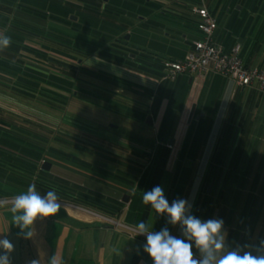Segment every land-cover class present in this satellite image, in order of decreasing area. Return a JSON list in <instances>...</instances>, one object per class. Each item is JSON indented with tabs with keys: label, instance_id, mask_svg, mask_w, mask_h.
Instances as JSON below:
<instances>
[{
	"label": "crops",
	"instance_id": "1",
	"mask_svg": "<svg viewBox=\"0 0 264 264\" xmlns=\"http://www.w3.org/2000/svg\"><path fill=\"white\" fill-rule=\"evenodd\" d=\"M75 1L0 0V35L14 37L0 50V62L11 65L7 72L0 66V109L12 115L27 111V99L18 98L32 92H18L16 81L28 70L45 80L49 75L63 79L67 64L72 72L65 77L74 83L66 115L77 119L74 129L90 134L88 140L79 137L87 151L59 143L62 152L45 153L42 166L49 163L50 169H42V181L48 189L37 190L45 195L54 189L61 208L38 218L31 238L12 224L10 204L0 206V239L14 246L11 264L33 259L48 264L53 255L61 264H153L143 251L146 235H137L136 224L144 221L154 232L167 227L183 238L180 225L168 224L166 214L143 203V193L157 185L169 204L186 199L196 217L222 219L229 248L259 245L264 240V93L213 73L166 80L161 67L162 61H182L200 39L192 12L198 0H147L159 5L158 25H138L135 35L128 30L143 46L128 50L133 56L122 64L98 56L82 59L79 53L70 57L74 43L79 47L84 40L92 47L97 42L91 35L82 39L79 23L86 9ZM204 5L217 23L214 43L225 53L239 46L244 64L264 71V0H204ZM45 33H54L57 44L41 37ZM96 72L106 76L105 86L91 82L97 78L88 73ZM0 131L11 134L2 125ZM10 141L9 157L15 148ZM167 154L155 183L154 164ZM222 176L247 177L248 185L225 186L224 180L215 189L210 179ZM193 251L198 257L194 244Z\"/></svg>",
	"mask_w": 264,
	"mask_h": 264
},
{
	"label": "trees",
	"instance_id": "2",
	"mask_svg": "<svg viewBox=\"0 0 264 264\" xmlns=\"http://www.w3.org/2000/svg\"><path fill=\"white\" fill-rule=\"evenodd\" d=\"M75 3L82 5L86 9V11L81 14L79 23L82 36L87 37L91 35L95 37L97 41L95 45L91 47L88 46V43H84V40H82L81 45L85 46V48H88L87 53H79L82 58H88L89 56L94 55L104 60H112L118 64H122L123 61L128 60L127 56L130 57V54L127 55V51L129 49L123 48V42L126 41L124 37L129 35L128 39L130 38L128 30L131 29L129 26L134 25V27L137 28L138 25L146 24L145 27L147 29L153 27L151 22L154 23V26L158 25V23L154 21V12L159 7V5L158 3H154L152 1L76 0ZM198 4L199 6L201 5L205 7L204 0H198ZM139 15L143 16V18L146 17L147 21H140V18L138 17ZM91 22H94V24L97 23L95 26H93V28H99L100 32L103 31L100 25L105 24L106 33L104 35H100V33L96 32V34L92 32L88 28L91 27L88 26ZM197 26L198 18L196 22V30L198 31ZM7 36L14 38L9 33ZM45 36L48 35L41 37L44 38ZM49 38L54 40H50V42L57 44V41L53 36L49 35ZM81 45L79 48L82 47ZM116 47L117 49H122L117 50L115 49ZM163 62L164 61L161 62V67L164 71ZM0 63V66H4V69H7L5 70L6 72L11 68V65L6 62L5 65L2 61ZM64 70L66 72L65 76L69 74L68 71L72 72L71 69L69 70L67 64H65ZM65 76L62 79L49 75L48 80H45L43 75L34 71L29 72L28 70L27 73L23 74L19 79H17L16 87L18 92L22 91L23 89H27V94H29L30 91L32 94L26 97L21 96L18 99H27L26 102H34L33 99L35 97L41 98V96H43L44 99L52 102L53 108L55 110L53 113H57V116L60 117L61 113H65L68 109L69 96L71 90L73 89L74 83L71 79ZM165 76L166 73L164 72V77ZM29 77H31V80H29ZM98 77H101L105 80L107 79L106 76L102 75H98ZM0 125L6 127V129L11 133L8 134L0 131V198L14 197L16 194L26 191L30 184H35L36 188L40 190L48 189V186H45L42 181V175L44 173L42 171V164L45 162V153H47V151L54 154L62 152L58 148L59 143L65 144V146H68L69 148L76 147L77 149L87 151L85 148L88 146L87 143H85L86 146H83L84 144L81 145L82 142H80V140H83L80 138H87V140L90 138V134L87 132L89 129L78 131L71 126L73 125L72 123L66 124L61 121V124L57 125V128H50L44 124L42 125V123L35 122L22 115L4 113V111L1 109ZM74 138H77L78 141L76 140V142H73ZM8 139L11 140L10 148L13 146L15 147L14 153L12 155L11 152L10 157L8 151L5 150V148L9 146ZM12 142H15V144ZM167 162L168 154L165 155V159L163 161L155 162V166L153 167L155 183H158L160 180L161 174L163 173ZM9 167L10 172L8 171ZM160 170L162 172L161 174Z\"/></svg>",
	"mask_w": 264,
	"mask_h": 264
},
{
	"label": "clouds",
	"instance_id": "3",
	"mask_svg": "<svg viewBox=\"0 0 264 264\" xmlns=\"http://www.w3.org/2000/svg\"><path fill=\"white\" fill-rule=\"evenodd\" d=\"M10 44V37L0 35V50ZM143 203L150 205L157 214H166L168 224L180 225L183 237L171 235L167 227L154 232L144 221L136 224L137 235H146L143 251L151 257L153 264H264V240L259 245L229 248L222 219L196 217L191 214L192 206L186 199H174L169 204L161 186L144 192ZM9 204L12 224L20 229L25 238L33 235L31 227L38 218L54 216L61 208L54 189L41 195L35 184H30L26 191L16 194L11 201L0 200V206ZM193 244L199 252L198 257L193 251ZM13 247L7 238L0 239V249L5 250L0 254V264H11ZM30 264H40V260L33 259ZM48 264H61V261L53 255Z\"/></svg>",
	"mask_w": 264,
	"mask_h": 264
},
{
	"label": "built area",
	"instance_id": "4",
	"mask_svg": "<svg viewBox=\"0 0 264 264\" xmlns=\"http://www.w3.org/2000/svg\"><path fill=\"white\" fill-rule=\"evenodd\" d=\"M192 12L198 18L197 29L201 37L193 42L192 49L181 62H163L165 79L174 80L180 74L201 76L213 73L223 76L238 87H255L264 93V71L246 67L240 57L239 46L225 53L220 45L214 43L213 34L217 23L204 6H196Z\"/></svg>",
	"mask_w": 264,
	"mask_h": 264
},
{
	"label": "rangeland",
	"instance_id": "5",
	"mask_svg": "<svg viewBox=\"0 0 264 264\" xmlns=\"http://www.w3.org/2000/svg\"><path fill=\"white\" fill-rule=\"evenodd\" d=\"M8 17V15H6L5 16V18H7ZM140 19L141 18H143V16H141V15H139L138 16ZM70 18V17H69ZM8 21L9 20H11V16H9L8 18ZM97 24V23H96ZM96 24H94V22H91L88 26H91V27H88L92 32H94V33H100V35H104L106 32H105V24H101L100 26L102 27V30L103 31H101L100 32V30H99V28H93V26H95ZM151 24L154 26V23L153 22H151ZM99 26V27H100ZM130 27V29L131 30H133V32H134V35H135V33L137 32V29H136V27H134V25H130L129 26ZM96 33V34H97ZM46 35H48V36H45L46 38V41H48L50 44H52V42H50V40L51 41H54L53 39H50L49 38V35H51V36H53L54 35V33H45ZM99 35V34H98ZM129 36V35H128ZM86 38V36L84 37V36H82V39H85ZM125 38V37H124ZM87 39V38H86ZM123 41V40H122ZM47 42V44H45V45H48L49 47H50V45H49V43ZM142 42L140 41V40H138L135 36H132V37H130L128 40L126 39V41H124L123 42V48L124 49H129V50H132L133 48H136V47H138V46H143L142 44H141ZM64 45H66V43L64 44ZM68 46H69V44H68ZM82 47L81 48H79L78 47V45H77V43H74L72 46H71V50H69V52H71V54H69L71 57H76L77 55H78V53H87L88 52V48H85V46H83V45H81ZM130 56L132 57L133 56V54H131L130 53ZM80 57H81V55H80ZM90 57V56H89ZM88 57V58H89ZM93 58L94 57H96V56H92ZM92 57H90V60H91V58ZM82 58V57H81ZM82 59H84V58H82ZM99 62V61H98ZM103 62V61H102ZM97 73V72H96ZM88 74H90L91 76H94V77H96L97 79H91V82H93V83H95V84H97V85H99V86H105L106 85V83H104L103 81H105V79H103V78H101V77H98V75H99V73H97L96 75H94V74H91V73H88ZM100 75H104V74H100ZM101 80V81H100ZM78 85V82L77 83H75L74 84V86L76 87ZM42 100V101H41ZM33 101L34 102H29V103H27V107H26V109H27V111H25V112H20V111H18L17 112V114L18 115H22V116H25L26 118H29V119H31V120H33V121H35V122H38V123H42V125L44 124V125H46L47 127H50V128H57V125H59V124H61V121H63L64 123H66V124H69V123H72V124H74V121H77V119L76 118H73V119H75V120H73V119H71V118H69L67 115H66V112L65 113H61V116L60 117H58L57 116V113L55 114V113H53L55 110H54V108H53V104H52V102L51 101H47V99H44V98H37V97H35L34 99H33ZM50 102V103H49ZM47 103H49V104H47ZM70 104V103H69ZM41 108H43L44 109V111H41ZM46 108H49V110H50V113L48 114V116H47V114H46ZM68 108H69V106H68ZM57 111V110H56ZM58 117V118H57ZM64 119V120H63ZM78 123V122H77ZM85 127V126H84ZM200 180L201 179H199L198 181L200 182ZM225 180V181H224ZM223 181H224V184H225V186H227L228 184H233V185H235V184H240L241 185V187H245V186H247L248 185V178L247 177H241V178H234V179H232V178H223V176L222 177H216V178H211L210 179V182L214 185V188L216 189L217 187H221V185L223 184ZM210 183V184H211ZM244 195L245 196H248L249 194L248 193H244Z\"/></svg>",
	"mask_w": 264,
	"mask_h": 264
},
{
	"label": "water",
	"instance_id": "6",
	"mask_svg": "<svg viewBox=\"0 0 264 264\" xmlns=\"http://www.w3.org/2000/svg\"><path fill=\"white\" fill-rule=\"evenodd\" d=\"M74 19V18H73ZM125 39H128V36L125 37ZM146 123L151 125V121H150V118H148L146 120ZM170 144H172V142L170 141L169 142ZM42 169L45 170V171H48L50 169V164L49 163H45L43 166H42ZM128 200H129V197L128 196H124L123 199H122V202L123 203H128Z\"/></svg>",
	"mask_w": 264,
	"mask_h": 264
}]
</instances>
